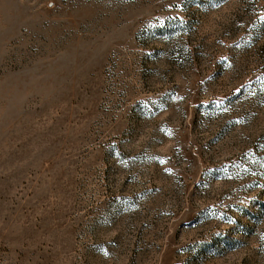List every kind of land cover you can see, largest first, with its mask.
I'll list each match as a JSON object with an SVG mask.
<instances>
[{"label":"rangeland","instance_id":"rangeland-1","mask_svg":"<svg viewBox=\"0 0 264 264\" xmlns=\"http://www.w3.org/2000/svg\"><path fill=\"white\" fill-rule=\"evenodd\" d=\"M0 264H264V0H0Z\"/></svg>","mask_w":264,"mask_h":264}]
</instances>
